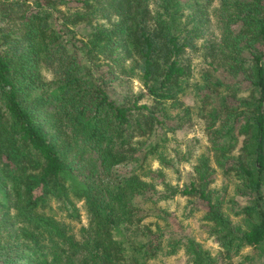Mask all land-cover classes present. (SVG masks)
I'll list each match as a JSON object with an SVG mask.
<instances>
[{
	"label": "trees",
	"instance_id": "16d2710c",
	"mask_svg": "<svg viewBox=\"0 0 264 264\" xmlns=\"http://www.w3.org/2000/svg\"><path fill=\"white\" fill-rule=\"evenodd\" d=\"M213 2L0 0V264H264V0Z\"/></svg>",
	"mask_w": 264,
	"mask_h": 264
},
{
	"label": "rangeland",
	"instance_id": "374dc122",
	"mask_svg": "<svg viewBox=\"0 0 264 264\" xmlns=\"http://www.w3.org/2000/svg\"><path fill=\"white\" fill-rule=\"evenodd\" d=\"M217 3H218V0H214L213 6H216ZM211 22H212V30H214L215 32L216 28L213 26V24L215 23L214 18L211 19ZM199 43H200V40H198V44ZM192 60H193V64H195L194 66V71H195L194 78H195L196 72L199 68V62H200L199 54L198 53L194 54V56L192 57ZM114 83H115V86L114 88L111 89V93L113 96L119 97L120 92L125 91V87L122 84H120L118 81H114ZM129 85H130V88H132L133 90H138L141 88V83L139 82L137 78H133L130 81ZM182 98L184 99L186 103L192 106H194L196 103V100L194 96L192 95V93H187L183 95ZM194 121L195 123L190 128L186 130H177L173 135L172 144L175 145L177 149L181 151V153L186 155V157L184 158L185 160L184 159L180 160L178 164V172H172L171 170L168 172L166 171L168 179L171 180L173 183L180 184L183 182V180L186 178V173L191 170V166L195 162V159L197 158V156L208 145L205 134L202 131V125H201L200 120L194 118ZM152 163H153V166L159 165L157 161H152ZM226 181H228V179L222 178L221 176L218 175V178L215 181V184H217V186H220L221 183L224 185ZM228 185H229L228 188H230L231 190L232 189L231 183H228ZM186 202L187 200L184 197L178 195L174 198V200L168 202L167 205H168V208L173 212V214L178 219L182 220L184 223H187L192 229V231L195 234H197V227H198L197 220L185 215ZM78 205L80 206V211H81L80 218L81 219L77 222L73 221V223L75 224L76 230L81 224L86 223V214H85V210L82 205V201H79ZM197 237L198 239L202 240L205 245L215 247V243H213V241L210 238H207L202 235H197ZM246 249L247 248H245L244 251H246ZM182 260H183V256H181L180 253L175 256H169L167 258L168 264H181Z\"/></svg>",
	"mask_w": 264,
	"mask_h": 264
}]
</instances>
